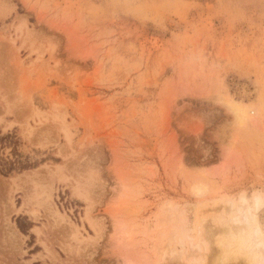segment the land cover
<instances>
[{
    "label": "rangeland",
    "instance_id": "obj_1",
    "mask_svg": "<svg viewBox=\"0 0 264 264\" xmlns=\"http://www.w3.org/2000/svg\"><path fill=\"white\" fill-rule=\"evenodd\" d=\"M26 163L0 264H264V0H0V169Z\"/></svg>",
    "mask_w": 264,
    "mask_h": 264
},
{
    "label": "bare ground",
    "instance_id": "obj_2",
    "mask_svg": "<svg viewBox=\"0 0 264 264\" xmlns=\"http://www.w3.org/2000/svg\"><path fill=\"white\" fill-rule=\"evenodd\" d=\"M175 23H177V22H175ZM223 99H224L223 102H224L225 106L227 107L228 110L231 111L236 122L241 123L245 117V111H246L243 104H241L240 102L234 101L233 99L226 98L224 96H223ZM11 181L15 182V179L11 178ZM241 202H242L241 205L243 206V204L245 203L244 198H242ZM263 203H264V198L260 194H255L252 197V204H253L254 208H259L261 205H263ZM13 231L15 233H18L16 228H14V227H13ZM255 245L258 248H260V247H262V242L260 240H257Z\"/></svg>",
    "mask_w": 264,
    "mask_h": 264
},
{
    "label": "trees",
    "instance_id": "obj_3",
    "mask_svg": "<svg viewBox=\"0 0 264 264\" xmlns=\"http://www.w3.org/2000/svg\"><path fill=\"white\" fill-rule=\"evenodd\" d=\"M33 164H30V163H26V164H21L20 166L18 167H8L7 169L3 170V169H0L1 173L3 174H8L10 173L11 171L13 170H16V169H25V168H28V167H32ZM18 227L22 230L21 226L18 225Z\"/></svg>",
    "mask_w": 264,
    "mask_h": 264
}]
</instances>
